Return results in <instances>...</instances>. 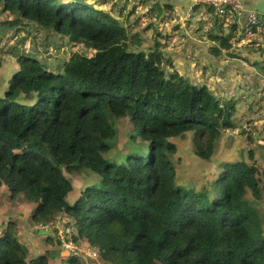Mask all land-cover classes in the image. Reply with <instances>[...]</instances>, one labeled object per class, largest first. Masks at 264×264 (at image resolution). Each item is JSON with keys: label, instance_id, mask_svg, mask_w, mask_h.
<instances>
[{"label": "trees", "instance_id": "16d2710c", "mask_svg": "<svg viewBox=\"0 0 264 264\" xmlns=\"http://www.w3.org/2000/svg\"><path fill=\"white\" fill-rule=\"evenodd\" d=\"M0 4L16 16L13 25L33 24L91 52L73 54L59 72L20 56L0 93V193L5 186L9 201L34 204L32 226L66 215L74 239L105 264H264V217L246 198L247 191L261 198L264 170L223 163L209 189L175 182L176 140L191 134L193 155L209 162L218 141L236 128L235 102L167 72L171 64L159 45L131 49L127 30L109 12L93 22L41 0ZM216 40L230 49L229 38ZM121 120L129 124L131 148L116 158L114 122ZM84 171L99 180L69 203L64 174ZM17 232L13 223L0 232V264H48L47 255L27 259Z\"/></svg>", "mask_w": 264, "mask_h": 264}, {"label": "rangeland", "instance_id": "374dc122", "mask_svg": "<svg viewBox=\"0 0 264 264\" xmlns=\"http://www.w3.org/2000/svg\"><path fill=\"white\" fill-rule=\"evenodd\" d=\"M41 1L56 7L66 6L70 9L77 10L83 18L93 22H103V14L109 15L108 10L113 3V0H94L93 3L91 1L89 2V0H85L89 4H94L93 9H88L70 3L63 4L61 0ZM128 3L134 5L131 10H127L129 9L127 7ZM98 5L101 6V9H97L99 8ZM120 5L126 8L127 13H130L128 17L133 19V21L139 19L136 23L138 29L144 28L150 23L144 21L148 17L147 14L141 15L140 18L138 17V8H136L134 0H127ZM116 6L117 5H115V7ZM143 10L144 9H142L140 13H142ZM15 17L16 16L13 14L3 13L0 4V93L6 88L11 75L18 70L16 59L20 56H31L49 71L59 72L63 63L68 61L73 54H91L89 50H84L79 46H72L68 43L67 38L57 36L51 31L45 32L37 29L33 24L22 22L21 24L13 25L12 22ZM122 17H126V15ZM115 22L116 21L113 19L111 24L115 25ZM147 31L142 29L140 35L148 34ZM137 40V47L133 44L134 42L130 43L132 44L130 45L131 49L135 46L134 50H139L138 48H140L141 45L146 46L142 49H147L148 38L142 39L140 37ZM207 84L208 83H206V85ZM211 87L212 85H210V88ZM249 97L252 98V95L246 93L238 100L236 96H229V98L224 99L227 101L233 99L230 100L233 102L237 100L235 104L236 107H240L241 105L246 106V103L250 102L248 106L249 110H252L253 108L251 102L252 104H263L262 101L261 103L257 101L256 96H253V100L256 103ZM262 98H264V96ZM246 99L248 100L247 102ZM256 115L252 114L251 117L254 118L247 120H245V115H241L240 118L234 116L235 118H233V122L236 125V128L233 130V133L232 131L228 132L229 137L227 140L218 141L209 162H202L193 155L190 141L191 134H188L184 139L176 140L175 143H177V150L176 154L173 156L176 174L175 182L185 189H193L195 191L205 187H207L206 189H209L208 184L216 178L223 163L243 161L247 165H252L254 163L259 170H264V108L260 113H256ZM258 121H261L263 124L260 128H258V125L254 126ZM114 127L117 130V138L110 156L117 158L121 151L124 153L125 151L130 150L131 146L126 142L128 141L127 137L131 131L127 120L114 122ZM225 138H227V136H225ZM249 152L253 153V160L248 158ZM64 176L72 186V191L67 199L69 203L74 202V200L78 198L80 192H82L87 186L93 185L99 180L97 176L89 171H84L78 175L64 174ZM260 186L262 187V192L259 200L253 199L249 191H247L246 198L261 211L264 217L263 179L261 180ZM33 207V203L20 205L19 203L15 204V202L9 201V190L7 187L3 186L0 193V232L5 228L6 224L13 223L18 228L17 240L21 242L28 251V260L47 255L48 264H65L69 257H67V253L61 247L58 235L59 232H57V229L54 226L49 227L47 230L50 232L49 237L52 238V243L48 244L44 236L40 235V237H33L31 235V230L38 229L32 226L29 220V215L32 212ZM3 215L5 217H2ZM73 241L74 242H72L71 238L69 239L68 235L64 236V243L66 245L70 244L73 248H76L81 255L82 251H86L87 249L95 252L86 242L75 239ZM83 257L84 256L82 255V258ZM82 264L85 263L83 262ZM87 264L105 263L100 261V259H90Z\"/></svg>", "mask_w": 264, "mask_h": 264}, {"label": "crops", "instance_id": "0c3cea01", "mask_svg": "<svg viewBox=\"0 0 264 264\" xmlns=\"http://www.w3.org/2000/svg\"><path fill=\"white\" fill-rule=\"evenodd\" d=\"M90 1L93 3L94 0ZM126 1L113 0L108 12L118 20L121 27L127 30L129 41L134 42L136 47L137 39L148 38L147 49H142L146 46L141 45L140 50L152 52L154 47L159 45L160 52L171 64V68L166 67L167 72L176 71L195 85L200 87L205 85L211 93L220 98L236 96L238 100L248 93L252 95L250 99L253 100V96H256L257 101L260 103L262 101L264 104V98H262L264 96V33L260 25L261 15H259V26L255 28V33L249 40V46L236 52L232 48V43L235 41V30L231 32V27L225 22L215 21L210 10L198 4L196 2L198 0H146L145 4L142 3L144 0H134L138 8V17L147 14L148 17L144 21L150 22L141 29L136 27L139 19L133 21L128 17L130 13H127L126 8L120 5ZM240 1L244 7V13L238 22L244 23L247 14L255 11V5L261 0ZM98 7L97 9H101V6L98 5ZM127 7L129 8L127 10H131L134 5L128 3ZM142 9L144 10L140 13ZM124 15L126 17H122ZM142 29L148 30V34L140 35ZM218 37L229 38V50L219 48L216 40ZM216 48L219 53L214 55L212 51ZM210 85H212L211 88ZM237 100H234L235 103ZM249 103L247 102L246 106H235V117L240 118L241 115H245V120L253 119L252 114L256 115L264 108L263 104H252L251 102L253 108L249 110ZM255 125L260 128L263 124L258 121ZM31 235L40 237L34 234L33 230H31Z\"/></svg>", "mask_w": 264, "mask_h": 264}, {"label": "built area", "instance_id": "2783aa9c", "mask_svg": "<svg viewBox=\"0 0 264 264\" xmlns=\"http://www.w3.org/2000/svg\"><path fill=\"white\" fill-rule=\"evenodd\" d=\"M196 2L210 10L211 16L215 21L225 22L230 27L234 26L235 41L232 43V48L235 49L236 52L239 49L249 46V40L253 35V29L259 25V14L256 11L249 12L244 23H239L238 19L244 13V7L240 0H198ZM60 215L55 217V219L47 225H39L36 228L48 230L49 227L54 226L57 229V232H59L58 235L61 247L67 253V257L69 258H76L81 262L83 261L85 264H87L90 259H99L95 250V252H92L89 249L82 251V255L84 256L82 258L81 253H78L76 248H73L70 244L66 245L64 243L65 235H68L69 239L71 238L72 242H74V238L77 237V230L69 217L64 214Z\"/></svg>", "mask_w": 264, "mask_h": 264}, {"label": "water", "instance_id": "95a60500", "mask_svg": "<svg viewBox=\"0 0 264 264\" xmlns=\"http://www.w3.org/2000/svg\"><path fill=\"white\" fill-rule=\"evenodd\" d=\"M63 1H65L67 3H70V4L77 5V6L85 7V8H88V9H93V7H94L93 4H89L85 0H63ZM255 11L259 15H264V0H261L260 2H258L255 5ZM33 233L41 235V236H49L50 235L49 231L42 230V229H35V230H33Z\"/></svg>", "mask_w": 264, "mask_h": 264}]
</instances>
